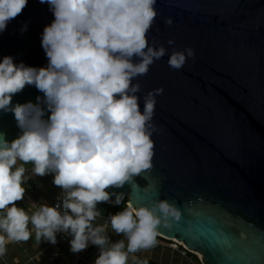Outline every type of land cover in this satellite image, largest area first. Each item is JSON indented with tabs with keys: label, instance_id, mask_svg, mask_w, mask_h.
Here are the masks:
<instances>
[{
	"label": "clouds",
	"instance_id": "1",
	"mask_svg": "<svg viewBox=\"0 0 264 264\" xmlns=\"http://www.w3.org/2000/svg\"><path fill=\"white\" fill-rule=\"evenodd\" d=\"M27 2L0 0V34ZM156 2L39 0L54 16L41 36L46 67L14 64L12 57L0 60V113H11L20 130L11 142L0 133V260L9 244L27 243L34 235L37 247L42 241L55 245L59 233L71 237L73 254L95 246L93 264H129L130 257L132 264H147L134 254L157 246L158 226L171 228L170 220H180V211L160 200L150 208L127 203L106 223L96 224L98 204L120 206L125 199L123 193L105 190L132 184L152 168L155 97L163 89L144 95L141 111V87L133 81L168 54L147 39ZM26 30L27 25L21 33ZM193 58V49L186 47L173 50L167 64L180 70ZM25 86H34L43 99L37 96L35 105L12 104ZM26 165L32 176L54 177L61 203H30L27 211L16 206L26 191ZM109 228L124 239L111 242Z\"/></svg>",
	"mask_w": 264,
	"mask_h": 264
},
{
	"label": "water",
	"instance_id": "2",
	"mask_svg": "<svg viewBox=\"0 0 264 264\" xmlns=\"http://www.w3.org/2000/svg\"><path fill=\"white\" fill-rule=\"evenodd\" d=\"M155 11L147 39L168 54L133 81L141 111L142 97L163 89L152 168L105 191L123 193L133 207L173 204L181 218L158 226V236L182 242L204 264H264V0H157ZM53 20L47 3L28 0L0 34V60L46 67L41 36ZM186 47L194 58L170 68L171 52ZM37 96L25 86L12 104L35 105ZM0 133L9 142L20 135L11 113H0ZM107 204L97 205L101 216Z\"/></svg>",
	"mask_w": 264,
	"mask_h": 264
},
{
	"label": "crops",
	"instance_id": "3",
	"mask_svg": "<svg viewBox=\"0 0 264 264\" xmlns=\"http://www.w3.org/2000/svg\"><path fill=\"white\" fill-rule=\"evenodd\" d=\"M25 175L28 177V181L25 185H22L26 191L24 199L16 203V206L19 208L27 211L30 210V203L37 205L50 204L62 193V189L53 185L52 181L54 177L52 175L44 177L32 176V174L28 173ZM107 206L105 216L100 215L101 219L107 220L109 217ZM108 236L113 243L124 239V237L112 233L110 228L108 229ZM125 243H127L126 240ZM97 255L98 249L95 246L89 245L85 251H82V259L76 260L70 249L59 243L51 245L42 241L37 247L33 235V238L27 243L9 244L7 246V255L3 260H0V264H16L17 261L18 264H93ZM134 255L135 258L138 256L152 258L161 264H188L187 260L181 256L178 250H172L169 247V243L163 242L158 238L155 248L140 251ZM131 260L132 258L130 257L129 263Z\"/></svg>",
	"mask_w": 264,
	"mask_h": 264
},
{
	"label": "built area",
	"instance_id": "4",
	"mask_svg": "<svg viewBox=\"0 0 264 264\" xmlns=\"http://www.w3.org/2000/svg\"><path fill=\"white\" fill-rule=\"evenodd\" d=\"M62 195V193L50 204H47V206L49 207H53L55 206L57 203H61L59 197ZM57 243L64 245L65 247H67L68 249H70V245H69V240L71 239L70 236H65L63 234H57ZM169 243V247L172 250H178L179 253L181 254L182 257H184L188 264H204L201 260V255L200 253L196 252V251H192L189 250L188 248H186L183 244H180L176 241H172ZM82 252L78 253V254H74V258L76 260L82 259Z\"/></svg>",
	"mask_w": 264,
	"mask_h": 264
},
{
	"label": "rangeland",
	"instance_id": "5",
	"mask_svg": "<svg viewBox=\"0 0 264 264\" xmlns=\"http://www.w3.org/2000/svg\"><path fill=\"white\" fill-rule=\"evenodd\" d=\"M25 167L28 169V171L26 173L31 174V165H26ZM107 209H108V216L115 215L117 212H120V211L123 210V208L121 206H113V205H108ZM104 222H106V220L105 219H101L99 221L97 220L96 224L99 225V224H102ZM160 240L163 241V242L170 243L169 241H166V240H163V239H160ZM172 241H175V240L172 239Z\"/></svg>",
	"mask_w": 264,
	"mask_h": 264
},
{
	"label": "trees",
	"instance_id": "6",
	"mask_svg": "<svg viewBox=\"0 0 264 264\" xmlns=\"http://www.w3.org/2000/svg\"><path fill=\"white\" fill-rule=\"evenodd\" d=\"M125 204H127V198L125 197V199H124V202H122V204L120 205L122 208H124V205ZM108 205H112V203L111 204H108ZM158 239H163V240H166V241H169V242H171L170 240H167V239H165V238H162V237H160V236H158L157 237ZM136 260L137 261H147V264H161V263H159L158 261H156V260H154V259H152V258H146V257H142V256H138L137 258H136ZM129 264H132V260L130 261V263Z\"/></svg>",
	"mask_w": 264,
	"mask_h": 264
},
{
	"label": "bare ground",
	"instance_id": "7",
	"mask_svg": "<svg viewBox=\"0 0 264 264\" xmlns=\"http://www.w3.org/2000/svg\"><path fill=\"white\" fill-rule=\"evenodd\" d=\"M176 242H178V243H180V244H183L182 242H180V241H177L176 239H174ZM201 255V254H200Z\"/></svg>",
	"mask_w": 264,
	"mask_h": 264
}]
</instances>
